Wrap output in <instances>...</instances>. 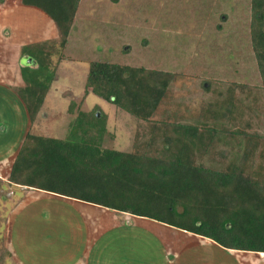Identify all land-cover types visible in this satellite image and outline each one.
<instances>
[{
	"label": "trees",
	"instance_id": "16d2710c",
	"mask_svg": "<svg viewBox=\"0 0 264 264\" xmlns=\"http://www.w3.org/2000/svg\"><path fill=\"white\" fill-rule=\"evenodd\" d=\"M84 1L21 0V5L42 12L53 23L56 68L63 61L87 59L81 49L75 54L70 50L74 34L82 28L77 18ZM248 1L242 23L248 22L264 90V0ZM222 17L227 19L225 14ZM143 43L148 45L147 40ZM45 45L44 50L39 43L21 49L25 69L32 72L22 70L25 86L17 94L30 125L35 124L55 79V70L49 72L46 64L55 47ZM128 50L111 60L102 53V58L88 61L84 98L91 92L136 119L133 151L105 150L77 138L59 140L29 130L0 185L157 222L225 250L264 254V136L251 131V119L244 120L246 113L253 114L252 89L230 86L227 96L221 94L202 109L196 125L156 121L153 118L176 78L129 65ZM236 86L244 95L242 102L235 97ZM78 118V127L96 129L84 113Z\"/></svg>",
	"mask_w": 264,
	"mask_h": 264
},
{
	"label": "rangeland",
	"instance_id": "374dc122",
	"mask_svg": "<svg viewBox=\"0 0 264 264\" xmlns=\"http://www.w3.org/2000/svg\"><path fill=\"white\" fill-rule=\"evenodd\" d=\"M0 1H4L0 2V12L4 9L0 14V81L1 84H6V81L8 84L12 71L9 69L10 60L6 59L10 53L6 55L8 48L4 42L11 41L8 44L12 46V39L22 42L33 32L35 37L40 36L45 18L42 17V20L32 12H17L20 0ZM82 5L77 18L82 28L74 34L70 50L71 54H75L76 49H81L87 54V59L83 58L81 62L63 61L56 68L54 64L59 60L56 30L50 29L37 42L43 50L45 44L55 47L46 62L50 64L48 71L55 72V79L35 124L29 126L28 123L24 133L30 129L32 134L42 137L59 140L77 138L105 150L132 152L136 119L91 92L84 98L88 61L102 58V53L111 60V56L129 49L125 54L129 65H143L171 73L176 78L154 120L196 125L202 109L217 101L221 94L227 96L230 86L241 85L252 89L255 97L250 105L254 107L253 114L246 113L244 120L251 119V131L264 136V90L251 49L248 22L242 23L249 8L248 0H85ZM224 14L227 19L222 17ZM47 26L50 27L49 24ZM144 40L148 41V45L144 46ZM25 61L21 58L13 83L16 85L10 87L16 94L25 86L21 78L22 70L32 72L29 68L25 69ZM48 71H44L45 75ZM208 87L211 91L204 89ZM235 90V97L242 102L243 93L238 87ZM5 105L11 104L3 101L1 107L6 108ZM80 113H84L90 121L92 118L96 129L78 127ZM11 163L12 158L0 160V179L4 182ZM6 184L0 185V264H52L58 261L60 254L71 257L74 251L81 249L76 240H70L72 229L82 226L80 220L76 222L70 218L72 213L82 217L87 232L91 234L101 229V223L106 219L104 212L76 204L73 200L66 202L49 196L41 198L37 194L41 192ZM65 212L67 221L49 225L51 216ZM114 216L122 219L119 220L122 227L133 226L131 218ZM27 228L34 231L31 238L26 236ZM155 231L160 237L166 234L164 231L171 232L166 228H155ZM182 241L185 244L186 241ZM105 245L104 249L107 248ZM18 247L23 250L20 252Z\"/></svg>",
	"mask_w": 264,
	"mask_h": 264
},
{
	"label": "crops",
	"instance_id": "0c3cea01",
	"mask_svg": "<svg viewBox=\"0 0 264 264\" xmlns=\"http://www.w3.org/2000/svg\"><path fill=\"white\" fill-rule=\"evenodd\" d=\"M3 10L4 9L1 10L2 13ZM17 10V12L22 14L32 12L31 14L37 15V17L39 16L41 19L42 17L45 18V21L43 22L44 28H41L43 32H41L40 36L36 35L35 37V33L33 32L32 36L24 38L25 40L22 42L17 40V38L16 40L12 39L14 43L12 46L9 45V42L11 41L8 42L6 40L4 42V46L8 48L6 55L10 53V57L7 56L6 59L8 60L9 58L10 60L9 69L12 73L11 77H8V84L7 81L6 84H1L0 81V95H3L2 98H0L1 161H7L10 158H12L13 161L17 151L25 139L26 134L28 133H24L23 131L27 129V125L30 123L25 105L21 102L19 97H17V94L10 90V87H15L16 85L13 83H15V79L17 78V70L19 62L22 58L21 49L30 44L39 42L42 38H44L47 31L50 29L55 30L53 23L42 12L23 5H21ZM1 12L0 14L2 15ZM47 24L50 25L49 28ZM54 34L56 38L57 34L55 32ZM19 39L22 40L23 38ZM26 63L27 62L25 61V65ZM6 85H8V87ZM3 101L8 102L11 105H5L6 108H3L1 107ZM29 126L31 125L29 124ZM2 170H5L4 166ZM37 194H40L39 196H42L41 198L49 196L66 202H72L68 199L65 200L64 198L51 194H45L43 192ZM39 202L42 203L43 200H40ZM73 202L104 212V214H106V219H104L101 223V229L91 234L90 232H87L86 227L83 224L84 221L82 217L79 214L72 213L70 218H72V220L74 219L76 222L80 220L82 226L74 227L72 229V237H70V240H76V242L79 243V246H81V249L74 251V254L71 257H65V255L61 254L58 255V261H55L52 264H61V262H63L62 264H264V254L261 253L225 250L208 239L188 232L180 231L175 228L169 229L165 225L157 222L131 217L80 201ZM52 203L53 202L51 201V204ZM55 205H58V203L55 202ZM30 208L28 209L29 214H31ZM114 214L120 215L121 217L131 218L133 226L129 225L122 227L123 224L120 222L122 219H117ZM67 217L68 215L66 212L63 214H55L50 217L51 222L49 225H52L53 223L61 224L67 221ZM20 218L22 217L20 216ZM66 228L68 230V226ZM155 228H166V230L171 232L167 233L164 231L166 234L162 235L163 237H160L156 233ZM27 230L28 233L25 235L31 238L34 231H31L30 228H27ZM27 230L24 231L27 232ZM101 233L104 234V237ZM102 237L105 240L104 242H101V240L103 241V239H101ZM60 238L63 239L64 236ZM66 239H68V237ZM182 239L186 241L185 244ZM177 241H179V243H177ZM104 244H106L105 246L107 247L105 249L103 248ZM24 246H26V244ZM21 250L23 249H20L19 251L21 252ZM72 259L74 262H72Z\"/></svg>",
	"mask_w": 264,
	"mask_h": 264
}]
</instances>
